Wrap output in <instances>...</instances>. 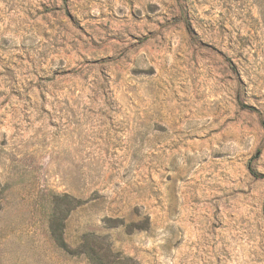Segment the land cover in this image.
<instances>
[{
  "label": "rangeland",
  "instance_id": "obj_1",
  "mask_svg": "<svg viewBox=\"0 0 264 264\" xmlns=\"http://www.w3.org/2000/svg\"><path fill=\"white\" fill-rule=\"evenodd\" d=\"M86 241L264 264V0H0V264Z\"/></svg>",
  "mask_w": 264,
  "mask_h": 264
},
{
  "label": "trees",
  "instance_id": "obj_2",
  "mask_svg": "<svg viewBox=\"0 0 264 264\" xmlns=\"http://www.w3.org/2000/svg\"><path fill=\"white\" fill-rule=\"evenodd\" d=\"M52 234L56 243L61 248L69 251L68 244L63 237V227L60 223L56 225V229L52 231ZM83 252L86 256V259L91 264H125L119 259L117 253L114 252L110 246L103 248L102 245H98L97 250L95 247L90 246L89 241H86V251Z\"/></svg>",
  "mask_w": 264,
  "mask_h": 264
}]
</instances>
